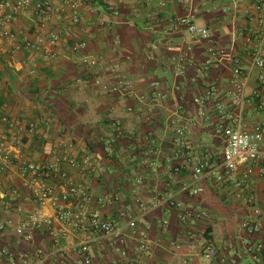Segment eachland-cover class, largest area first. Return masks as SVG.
Here are the masks:
<instances>
[{
	"label": "crops",
	"instance_id": "0c3cea01",
	"mask_svg": "<svg viewBox=\"0 0 264 264\" xmlns=\"http://www.w3.org/2000/svg\"><path fill=\"white\" fill-rule=\"evenodd\" d=\"M64 1L78 5L77 24L62 13L40 20L27 9L7 25L14 39L0 37V156L7 153L12 161L6 167L0 162V222L21 219L14 212L16 204L26 213L53 214L48 204L32 203L25 188L31 178L20 176L19 170L29 164L42 168L66 153L78 163L88 160L75 169L62 166L91 198L81 207L120 231L118 236H89L91 264H210L200 254L206 238L216 248L215 264H252L246 247L263 237L248 234L243 225L264 229V177L241 189L205 179L202 192L189 196L190 170L184 158H215L220 152L222 140L213 132L218 111L235 115L227 95L229 58L238 56L242 71L249 70L248 54L264 33L251 9L255 0L51 4L64 8ZM178 18L204 28L208 39L191 40L176 24ZM49 33L58 35L56 44L48 43ZM72 40L84 42V49L71 52ZM209 47L222 49L225 57L197 73ZM187 49L190 66L180 75L174 58ZM82 56L95 64L85 67ZM116 79L129 82V95L109 90ZM263 88L264 67L250 69L246 95ZM197 97L204 98L201 107L193 104ZM258 121H264V106L255 102L244 109L243 126L249 129ZM181 125L187 128L182 140L188 147L182 150L174 142V128ZM175 150H181L177 157ZM174 166L177 173L170 170ZM248 195L253 204L241 205L239 197ZM165 199L175 206L169 207ZM186 209L204 210L206 217L184 226L178 215ZM131 218L139 219L134 228L126 226ZM78 240L69 233L62 241L67 263ZM140 241L146 254L138 248ZM0 248L14 254L30 248L46 251L47 242L41 233L30 243L22 242L6 228L0 232Z\"/></svg>",
	"mask_w": 264,
	"mask_h": 264
},
{
	"label": "built area",
	"instance_id": "2783aa9c",
	"mask_svg": "<svg viewBox=\"0 0 264 264\" xmlns=\"http://www.w3.org/2000/svg\"><path fill=\"white\" fill-rule=\"evenodd\" d=\"M51 2L52 0H0V37L14 39L15 35L7 28V25L14 21L17 14L27 9L40 20L48 19L51 14L62 13L72 25L80 21L76 3L64 1V8H53ZM158 4L162 5L161 2ZM251 9L257 15V23L264 27V0H255ZM176 24L183 26L193 41L208 39L207 31L195 26L187 18H178ZM58 39L56 33L47 35L49 44H56ZM84 47V42L72 40L69 49L76 53L83 50ZM14 49L17 50V47ZM188 51L187 49L174 58L177 73L180 75L186 73L190 66ZM46 55L50 58L54 57L53 52H47ZM224 57L225 53L222 49L209 47L206 50L205 59L200 67L195 68V71L199 73ZM248 57L250 65L246 72L242 71L241 60L238 56L229 58L231 68L227 95L229 96V107L235 110V115H226L221 110L218 111L213 124L214 134L222 140L218 156L209 158L192 154L184 158V164L190 170V182L186 187L189 196H196L202 192L201 181L205 179H209L215 184L231 182L234 188L241 189L252 179L264 177V121L255 122L249 129L243 126V112L247 106L249 107L255 102L258 107L264 106V88L260 91L254 90L249 95L245 93L250 69L262 70L264 67V33ZM80 61L85 67L95 64L93 59L86 56H82ZM188 78L191 82L195 81V76H188ZM94 83L99 82L95 81ZM129 85L128 81L116 79L109 90L129 95ZM139 99L143 98L139 97ZM203 103V97L193 99V104L198 107H201ZM128 111L130 110L127 109ZM186 132L185 125L174 128V142L181 150L188 148L182 140V136ZM120 135L121 133L118 132L117 136ZM181 150L173 151V157H177ZM0 162L2 167L12 164L7 153L0 156ZM87 164V158L78 163L74 158L63 153L42 168L31 164L21 167L20 176L29 175L31 178L25 184V188L29 192L32 203L35 205L48 204L52 208L53 214L42 216L35 212L26 213L20 204H16L14 212L20 215L21 219L15 224L10 221H1L0 232L9 228L18 240L25 243H30L35 233H41L46 239L47 250L30 248V250L14 254L5 248H0V264H91L87 246L89 236L119 235V228L113 222L103 219L95 212L89 213L81 207L80 203H89L91 198L84 193L79 185L73 182L68 173L70 170L62 169V166L67 169H75ZM170 170L177 173L179 167L174 166ZM77 171L88 173V170ZM51 180H56L57 184H49ZM136 181L140 182L139 178ZM253 201L251 195L239 197V203L243 206H249L253 204ZM164 203L169 207L175 206L171 199H165ZM125 211H120L119 217H122ZM205 217L206 214L201 209H186L178 215L179 222L184 226H189L199 218ZM136 222H139V219L131 218L127 221L126 226L134 228ZM162 223L165 224V222ZM243 228L248 234L259 233L262 235V240L247 245L246 252L249 254L252 264H264V255L261 253L264 249V229L247 222L244 223ZM69 233L78 235L79 240L73 246L67 263L62 241ZM138 248L144 254L147 253L144 242L140 241ZM200 254L210 264H215L218 258L216 248L209 240H203Z\"/></svg>",
	"mask_w": 264,
	"mask_h": 264
},
{
	"label": "trees",
	"instance_id": "16d2710c",
	"mask_svg": "<svg viewBox=\"0 0 264 264\" xmlns=\"http://www.w3.org/2000/svg\"><path fill=\"white\" fill-rule=\"evenodd\" d=\"M205 240H209L208 238H206ZM261 253H263V252H261ZM264 255V254H263Z\"/></svg>",
	"mask_w": 264,
	"mask_h": 264
}]
</instances>
